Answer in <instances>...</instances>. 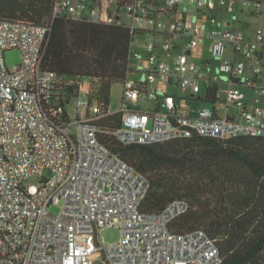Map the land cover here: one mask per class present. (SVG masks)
Returning a JSON list of instances; mask_svg holds the SVG:
<instances>
[{"label": "built area", "instance_id": "1", "mask_svg": "<svg viewBox=\"0 0 264 264\" xmlns=\"http://www.w3.org/2000/svg\"><path fill=\"white\" fill-rule=\"evenodd\" d=\"M249 2L53 0L44 24L0 18V264L222 262L205 231L169 230L188 210L185 200L160 212L141 208L147 177L112 153L104 135L123 145L264 137V108L257 104L264 97V32L249 37L219 18L223 11L241 13ZM57 18L125 27L131 43L148 36L140 50L130 44L119 109L103 107L89 88V98L66 111L74 80L42 67ZM206 41L210 59L199 66L195 59L203 57ZM11 49L20 61L8 67ZM138 72L143 77L130 78ZM145 102L154 107L143 108ZM116 114L115 129L102 126ZM52 205L60 210L49 211ZM109 226L120 238L101 245L98 232Z\"/></svg>", "mask_w": 264, "mask_h": 264}, {"label": "trees", "instance_id": "2", "mask_svg": "<svg viewBox=\"0 0 264 264\" xmlns=\"http://www.w3.org/2000/svg\"><path fill=\"white\" fill-rule=\"evenodd\" d=\"M52 5L53 0H0V18L44 24ZM131 41L122 26L57 18L42 67L74 80L70 98L78 95L80 78H88L90 91L105 107L111 87L127 77ZM118 124V114L102 122L111 129ZM104 140L112 153L147 177L143 210L160 212L180 199L188 203L186 213L169 223L170 231H205L216 241L220 264H264V137H190L123 145L106 134Z\"/></svg>", "mask_w": 264, "mask_h": 264}, {"label": "rangeland", "instance_id": "3", "mask_svg": "<svg viewBox=\"0 0 264 264\" xmlns=\"http://www.w3.org/2000/svg\"><path fill=\"white\" fill-rule=\"evenodd\" d=\"M261 2H264V0H259ZM186 1H183L180 5V8H182L185 5ZM192 7V6H191ZM190 13H194L195 9L194 7L190 8ZM256 13V14H255ZM235 16H237L238 20L235 19ZM219 18L223 22H231L232 27H236L239 30L243 31V33L246 36H251L254 34V32L258 29L262 30L264 32V8L258 7L256 4V0H250L249 4L243 9L241 13L239 11H235L234 13H226L223 11L219 14ZM124 21V20H123ZM148 36L146 35H137L133 42L131 43L133 48H136L137 50H140L139 46L144 44L147 40ZM208 41L205 43V50L203 57L195 59L196 63L200 66L202 64L203 59H210V54L207 51L208 48ZM5 61L6 65L8 67H12L15 64H18L20 61V53L18 50L11 49L7 50L5 52ZM133 63H137V61H134ZM216 64L215 61H210V64ZM139 77H143L142 72L135 73L130 76V78L136 79ZM86 81H89L86 77L80 78V91L76 97L70 98V103L65 106V109L69 114L73 113V108L77 100L86 101L89 98L88 90L85 89ZM241 89L244 90L246 94H251L252 91L247 89L244 86H241ZM175 90L173 87H170L168 89V93L171 94ZM123 92V83L118 82L114 84L111 87L110 95H109V105L112 110H117L120 107V100L122 97ZM257 104L264 108V97H259L257 99ZM200 106L202 104H199ZM143 108H153L154 103L151 102H145L142 105ZM86 108L82 107L81 114L85 113ZM51 212H58L60 210V205H52L48 208ZM120 238V231L116 227H104L98 232V242L101 245H110L115 242H117Z\"/></svg>", "mask_w": 264, "mask_h": 264}, {"label": "crops", "instance_id": "4", "mask_svg": "<svg viewBox=\"0 0 264 264\" xmlns=\"http://www.w3.org/2000/svg\"><path fill=\"white\" fill-rule=\"evenodd\" d=\"M253 35H249V37H252ZM89 88H90V82L89 81H86V84H85V89L86 90H89Z\"/></svg>", "mask_w": 264, "mask_h": 264}, {"label": "water", "instance_id": "5", "mask_svg": "<svg viewBox=\"0 0 264 264\" xmlns=\"http://www.w3.org/2000/svg\"><path fill=\"white\" fill-rule=\"evenodd\" d=\"M192 7H194V5H193ZM91 264H102V263H101V261H100V260H96V261H94V262H93V263H91Z\"/></svg>", "mask_w": 264, "mask_h": 264}]
</instances>
